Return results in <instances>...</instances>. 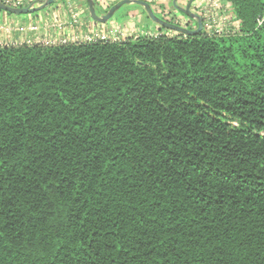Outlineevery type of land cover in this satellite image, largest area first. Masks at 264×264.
Returning a JSON list of instances; mask_svg holds the SVG:
<instances>
[{
	"label": "trees",
	"instance_id": "obj_1",
	"mask_svg": "<svg viewBox=\"0 0 264 264\" xmlns=\"http://www.w3.org/2000/svg\"><path fill=\"white\" fill-rule=\"evenodd\" d=\"M227 2L226 35L0 46V264H264V0Z\"/></svg>",
	"mask_w": 264,
	"mask_h": 264
},
{
	"label": "crops",
	"instance_id": "obj_2",
	"mask_svg": "<svg viewBox=\"0 0 264 264\" xmlns=\"http://www.w3.org/2000/svg\"><path fill=\"white\" fill-rule=\"evenodd\" d=\"M0 1L2 2L3 0ZM32 1H34V3L40 4V2L44 0H23L22 7L29 5ZM117 1L119 0H96V4H97V8L104 14L106 13L105 11L108 10ZM153 1L157 3L160 0H153ZM187 1L188 0H180V2L178 1V4L183 6V4L187 3ZM202 1H203V7L206 6L205 9L211 11L217 9V12L219 13L218 8H221L225 12L229 11L228 13L230 14L232 13V6L230 3L227 2V0H202ZM198 2L199 0H195V4L193 3V5L195 6ZM54 3L55 4L52 7H49L46 10V12L43 13L44 15H39L38 17L36 16V18L33 19L32 18L33 14H29L30 16H28L26 19H16V18L13 19L17 21L16 23L12 20L10 15H8V13L6 12L2 13L0 11V27L4 26V28L11 29V32L8 34H5L4 32L0 31V46H17V45L33 44V43L43 44L53 40L71 42L73 40L82 39L83 34H86L87 36H91V37H94L95 35L106 34L105 32H107V29L111 30V28L121 29L125 27V29L132 30L133 33H136V32H141V29L146 26L145 23H142L143 15L140 12L141 10L138 11L133 7L132 9H127L126 12L124 13L128 19L130 18L133 21H128L126 23L119 22L120 23L119 25L121 26L118 27L116 20L115 23H110L109 21L108 23L105 24L94 22L89 16V12L85 0H55ZM191 9L194 13H198L196 11V8L193 9L192 7ZM226 9L228 11H226ZM169 12L171 13V16L169 18H173V16L178 18V16H180V15L177 16V13L171 12V10H169ZM43 17L46 19L43 21H48V20L52 21L51 23L45 24L46 27H49V29L51 30V33L49 35H45L42 32H39L36 35L31 33L19 34L14 30V28L18 27L16 26V24H23L24 23L23 21L25 20H26L25 22L28 21L29 24H34V23L39 24V22L42 21L40 19ZM180 18L182 17L180 16ZM185 19L187 20L186 21L187 25L189 26L190 24L194 25L193 24L195 22L194 20H192L193 22L192 23L191 21H189L188 18H184V20ZM60 24H62L63 27L61 30H59L60 33H56L58 29L56 30L55 27H57ZM109 24L110 25L112 24L114 27H109ZM149 28L158 30V25H149ZM129 37L131 36L129 35Z\"/></svg>",
	"mask_w": 264,
	"mask_h": 264
},
{
	"label": "water",
	"instance_id": "obj_3",
	"mask_svg": "<svg viewBox=\"0 0 264 264\" xmlns=\"http://www.w3.org/2000/svg\"><path fill=\"white\" fill-rule=\"evenodd\" d=\"M55 0H44L40 2V4L37 7H34V4H30L27 7H21V8H14L9 7L5 4H3L0 1V11H4L11 15H25V14H33L38 11L43 10L46 7H49L51 4L54 3ZM179 0H172L171 4L172 7L178 11L180 14L186 16L187 18L194 20L196 22V28L195 29H188L180 26H176L174 24L168 23L160 18H158L151 6L141 0H119L114 5H112L104 14H98L96 11L95 2L93 0H85L89 16L90 18L100 24H105L113 19L114 15L124 6L128 5H137L143 9L146 16L156 25L163 27L168 30L175 31L179 34L187 35V36H195L200 33H202L203 30V23H202V17L198 15L197 13H194L191 9L192 4L195 2V0H188L185 6H181L178 4Z\"/></svg>",
	"mask_w": 264,
	"mask_h": 264
},
{
	"label": "rangeland",
	"instance_id": "obj_4",
	"mask_svg": "<svg viewBox=\"0 0 264 264\" xmlns=\"http://www.w3.org/2000/svg\"><path fill=\"white\" fill-rule=\"evenodd\" d=\"M172 1V0H171ZM179 2H180V0H179ZM154 3H156L155 1H154ZM30 4H34L33 6L34 7H37L38 5H39V3H34V1H32ZM29 4V5H30ZM55 3H53V4H51L49 7H52L53 5H54ZM186 3H184L183 4V6L185 5ZM194 4H195V2H194ZM193 5V4H192ZM28 6V5H27ZM27 6H25V7H27ZM158 6H165V7H167V9H171V7H172V4H171V2H169V0H160V1H158L156 4H155V6L154 7H158ZM49 7H46V8H44L43 10H41V11H38V12H36V13H33V19H35L36 18V16L38 17L39 15H44L43 13H45L46 12V10L49 8ZM132 7L134 8V9H136V10H138V11H140L141 12V14L143 15V17H142V23H145L146 24V26L145 27H143L142 29H141V32H136V33H133L132 32V30H129V29H125V27H123V28H121L120 30H122L123 31V35L121 34L120 36H118L117 37V39H116V41H120V40H124V39H126V38H128L129 37V35L131 36V37H133V38H136V37H139V36H141V35H148V36H154V35H156L157 34V30L155 29H152V28H149V25H156L155 23H153L150 19H147V17H146V14H144V11L142 10V8L140 9V8H137V7H135L134 5H130V6H124V7H122L115 15H114V17H113V19H116L117 20V25H118V27H120L121 25H119L120 23L119 22H123V23H126V22H128V21H133L132 19H128L126 16H125V12H126V10L127 9H132ZM193 7V9H195L196 7L193 5V6H191V8ZM153 10V9H152ZM107 11V10H106ZM105 11V12H106ZM197 12H198V10H196ZM2 13H4V11H1ZM172 12H174V11H172ZM199 13V12H198ZM154 14L157 16V17H159V18H161L160 16V14H158V13H155V11H154ZM9 15V14H8ZM178 15H181V14H177V16ZM28 16H30L29 14H25V15H11L10 14V17L12 18V20L13 19H26ZM177 17H175V19H176ZM178 18L180 19V20H184V18L182 17V18H180V16H178ZM171 18H168L167 17V20H164V21H166V22H168V23H170L168 20H170ZM40 20H42L41 22H39V24H29L28 23V21L27 22H25V21H23L24 23L23 24H16V26H18L17 28H14V30L16 31V32H18L19 34H25V33H31V34H34V35H36L37 33H39V32H42L43 34H45V35H49L50 33H51V30L49 29V27H46V25L45 24H48V23H51L52 21L51 20H48V21H43V20H46L44 17L43 18H41ZM15 23L17 22V21H15V20H13ZM114 21V22H113ZM108 23V22H107ZM110 23H115V20H111L110 21ZM144 24V25H145ZM147 24H149V25H147ZM32 26H35V27H32ZM192 26L193 25H191L190 24V29L192 28ZM109 27H114L112 24L110 25L109 24ZM157 27V26H156ZM56 28V30L58 29V26L57 27H55ZM0 31L1 32H4L5 34H8V33H10L11 32V29H8V28H4V26H2V27H0ZM111 31H113V29L111 28V30H109V29H107V32H105L106 34H102V35H106V36H108L110 39H112V37H111ZM129 32V33H128ZM56 33H60V31H59V29H58V31H56ZM169 34H175V33H173V32H169ZM102 35H98L97 36V38L98 37H100V36H102ZM87 35L86 34H83V38L82 39H77V40H73L72 42H77V43H80L81 41H84V38L86 37ZM112 41V40H111Z\"/></svg>",
	"mask_w": 264,
	"mask_h": 264
},
{
	"label": "built area",
	"instance_id": "obj_5",
	"mask_svg": "<svg viewBox=\"0 0 264 264\" xmlns=\"http://www.w3.org/2000/svg\"><path fill=\"white\" fill-rule=\"evenodd\" d=\"M3 4L9 6V7H14V8H21L23 6V0H3ZM216 6V5H215ZM196 10H198L199 14L202 17V23H203V30L202 32L204 33L205 36L207 37H212V36H219V35H226L230 33L236 32V25L234 22L233 14L228 13L229 11L226 9L225 12L221 8H218L219 13L217 12V9L215 10H208L205 9L206 6L203 7V1L199 0V2L195 5ZM261 21L259 22V24ZM62 24L58 25V29H62ZM111 37L110 39L106 35H102L97 38L98 35H95L94 37L87 36L84 38V41L81 42H92V41H116L117 37L120 36L121 34L123 35V31L115 28L113 31H111ZM145 35V34H144ZM148 36V35H146ZM67 41H58V40H53L49 41L46 43H43L45 45H52L55 43H66ZM72 42V41H71Z\"/></svg>",
	"mask_w": 264,
	"mask_h": 264
},
{
	"label": "flooded vegetation",
	"instance_id": "obj_6",
	"mask_svg": "<svg viewBox=\"0 0 264 264\" xmlns=\"http://www.w3.org/2000/svg\"><path fill=\"white\" fill-rule=\"evenodd\" d=\"M189 19V18H188Z\"/></svg>",
	"mask_w": 264,
	"mask_h": 264
}]
</instances>
